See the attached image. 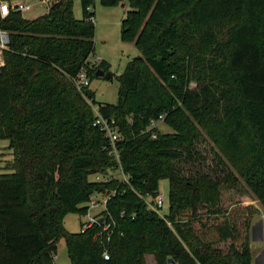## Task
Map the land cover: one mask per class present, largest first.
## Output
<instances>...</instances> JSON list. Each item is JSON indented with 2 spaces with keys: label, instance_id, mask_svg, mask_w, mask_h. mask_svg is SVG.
<instances>
[{
  "label": "trees",
  "instance_id": "obj_1",
  "mask_svg": "<svg viewBox=\"0 0 264 264\" xmlns=\"http://www.w3.org/2000/svg\"><path fill=\"white\" fill-rule=\"evenodd\" d=\"M125 1L120 40L140 55L117 77L114 105L97 104L75 82L82 70L89 81L109 71L106 61H88L93 0H80L79 20L73 0H46V13L33 20L0 16L10 37L0 68V140L12 155L0 174V264H54L60 240L70 264H145L146 255L156 264H252L250 208L239 217L220 202L222 187L237 183L232 168L264 207V0L100 3ZM94 106L123 135L117 151L128 184L113 175L118 162L103 150ZM160 115L171 133L152 130V139L146 130ZM204 142L219 153L212 167L199 152ZM97 174L110 180H91ZM163 179L168 211L160 217L141 197H156ZM104 192L110 241L104 223L67 231L65 216L85 215L82 205Z\"/></svg>",
  "mask_w": 264,
  "mask_h": 264
},
{
  "label": "rangeland",
  "instance_id": "obj_2",
  "mask_svg": "<svg viewBox=\"0 0 264 264\" xmlns=\"http://www.w3.org/2000/svg\"><path fill=\"white\" fill-rule=\"evenodd\" d=\"M11 5L21 4L27 6L26 10L21 11V16L27 20H33L46 13V0H11ZM93 12L92 21L94 23V52L89 56L90 64H98L100 61H106L109 64V72L112 74L111 80L101 78H92L88 88L93 92L97 104H116L118 96L117 77L124 71L127 63L140 55L139 50L134 43L122 42L120 40L121 21L125 18L129 9L128 3L118 4L113 7L102 6L100 0H93L90 7ZM73 16L75 19L82 18L80 0H73ZM195 84L191 83L190 88ZM161 133H171V129L164 123L158 125ZM207 141V140H206ZM8 141L0 140V174L4 173V168L8 166L12 159L11 152L7 149ZM199 152L205 158L209 167L214 166L212 161L214 154L218 153L216 147L210 142L199 144ZM227 166L231 168L225 161ZM237 177V183L233 187H222L221 206L225 208L234 207L233 212L239 214V217L247 212L244 207H249L251 215L249 221L248 240L251 250L252 264H264V207L255 198L251 191L246 187L244 181L240 179L234 170L229 169ZM223 173H219L222 178ZM91 180L94 176L90 177ZM168 181L163 179L158 183V195H162L164 205L159 211L160 217H163L168 211ZM86 204L82 205L85 206ZM198 215L205 217V211L200 210ZM86 217L76 213H71L64 218V227L71 233L80 231L81 224L85 223ZM211 219V218H210ZM197 227V222L194 223ZM145 264H155L153 256L144 257ZM54 264H70L66 251L64 240L57 244V251L54 257Z\"/></svg>",
  "mask_w": 264,
  "mask_h": 264
},
{
  "label": "built area",
  "instance_id": "obj_3",
  "mask_svg": "<svg viewBox=\"0 0 264 264\" xmlns=\"http://www.w3.org/2000/svg\"><path fill=\"white\" fill-rule=\"evenodd\" d=\"M27 6L21 4H14L11 5L7 1L0 2V16L1 18H5L11 11L13 12H21L26 10ZM92 20V19H91ZM9 33L6 30L0 29V68L4 66L3 60V52L8 49L9 45ZM75 82L77 83L78 90L82 88H88L90 81L85 73L82 70L76 77ZM94 112V122L93 125L98 128V130L102 133L104 137V145L103 150H106L109 155H113L118 162L117 169L113 172V175H117L121 182L128 184V176L125 175L120 167L119 164V157L117 151V144L120 143L124 138L118 125L116 124L115 120L112 118H105L99 112L97 106L93 107ZM164 116L160 115L156 120H151L149 126L146 130H158V125L163 123ZM152 139L157 137L155 131L151 132ZM95 181L98 182H107L110 180V174L101 175L97 174L94 175ZM113 194V193H112ZM110 198V194L107 192L104 193H94L86 203V212L85 217L87 218L85 223L81 224V230L85 231L87 229L92 228L95 224L101 225L106 221V216L104 215L106 212V205L107 201ZM142 200L148 205V207L160 214V210L164 205V199L162 195H157L156 197L152 198L151 196H142ZM113 223V222H112ZM112 223H104L102 226V232L106 236V241H110V226ZM101 234H97L96 238L101 241ZM103 258L108 259V251L105 249L103 252Z\"/></svg>",
  "mask_w": 264,
  "mask_h": 264
},
{
  "label": "water",
  "instance_id": "obj_4",
  "mask_svg": "<svg viewBox=\"0 0 264 264\" xmlns=\"http://www.w3.org/2000/svg\"><path fill=\"white\" fill-rule=\"evenodd\" d=\"M95 77L96 78L103 77L106 80H111L112 79V74L109 71L104 72V71H102V70L99 69V70H97L95 72ZM168 262L171 263V259H169Z\"/></svg>",
  "mask_w": 264,
  "mask_h": 264
},
{
  "label": "crops",
  "instance_id": "obj_5",
  "mask_svg": "<svg viewBox=\"0 0 264 264\" xmlns=\"http://www.w3.org/2000/svg\"><path fill=\"white\" fill-rule=\"evenodd\" d=\"M149 256H152V255H149ZM155 264H156V262H155Z\"/></svg>",
  "mask_w": 264,
  "mask_h": 264
}]
</instances>
